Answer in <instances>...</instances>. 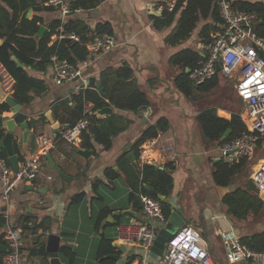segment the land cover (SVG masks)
I'll use <instances>...</instances> for the list:
<instances>
[{"label": "crops", "instance_id": "1", "mask_svg": "<svg viewBox=\"0 0 264 264\" xmlns=\"http://www.w3.org/2000/svg\"><path fill=\"white\" fill-rule=\"evenodd\" d=\"M250 1H261L264 3V0ZM163 2L164 0H100L94 7L88 9L75 8L67 14H62L57 8L39 13L43 19L42 25L45 26V30L47 29V24L55 19H60L62 22L69 19H78L83 21L91 31L94 30L97 24L108 23L111 27V35L115 44L106 52L89 54L87 51V60L77 65L81 70L80 76L59 84L54 80L51 65L44 71L30 67L26 68L24 65L30 75L44 81L46 90L40 95H33L28 104L21 106V111L27 115L26 121L28 122L29 133L26 140H24L22 136L23 130L18 126L15 129V140L13 142L18 147V152H14L18 156V163L38 152L35 144V136L38 133L54 137V129H52L45 116L46 111H50L52 120L59 125L57 128L58 134L63 127L69 126L67 124L70 120V110L73 107L72 95L89 87L90 81H93L98 92L97 83L99 82L103 93L101 75L106 70L116 69L123 64L129 65L133 71L136 84L146 93L149 105L136 113L117 110L111 105H106L112 109L110 114L116 113L130 120L127 128L112 138L111 146L108 149H103L97 143L93 144L95 153L93 149L83 148L80 145L82 136L75 146L57 139L53 146L47 148L45 155L48 152L50 153L55 165L60 167L67 178L61 177L55 169L50 168L48 160L44 156L40 159L41 171L38 176L30 182L19 183L12 191L8 207L10 213L9 221L13 227L21 229L23 243L30 238H32L33 243L35 241L40 243L45 240L47 233H56L60 237V246L63 244L70 245L77 256L78 253L90 251L93 245H95L96 251L98 241L106 237L112 239V244L116 247V252L113 254L124 257L123 264L133 255L135 259L130 264H138V254L145 252L144 247L136 242L129 244L117 242L116 224L145 221L158 229L160 224L156 223L154 219H147L142 210L135 211L128 202V195L132 190L126 181L125 175L120 171L117 161L120 157L126 155L131 161L139 164L138 157L132 160L128 152L133 151V144L142 131L161 117L168 122V128L164 131V134L167 138L173 139L178 151V158L175 162L159 159L157 162L152 163L161 165L163 168L167 163L171 165L170 173L173 187L171 194L167 197L171 200V204H167H169L171 210L174 207L182 210L183 223L180 227L186 225L190 217L198 219L200 214L202 216L201 219H204L203 226L207 224L212 228L214 224L213 235L220 238V247L223 248L220 231L226 230L230 226L223 227V224L220 223L219 216L222 215L221 213L225 212L229 220L236 226L240 222H245L244 220L237 221L228 215L226 207L225 210L217 206L214 209L201 207H207V205L211 207L213 203H217V201H213V198L221 201L222 196L226 192L232 191L238 186H244L245 181L234 188L215 185L211 177L212 165L214 161L221 158H215L216 156L210 152L212 149H208L212 145L209 142H205L199 132L195 133L194 126L189 128L188 123L178 117V113H173V106H171L169 101L170 92L167 93L166 91L168 88L167 84L172 82V80L174 82L182 69L180 66L171 64L169 59L174 53L183 48L190 47L198 51L196 44L201 40L197 37L195 41L196 38L193 34L197 33L198 36L202 23H200L199 27L197 26L195 33L193 32L180 43L169 44L165 42V37L173 30L174 23L162 28L156 27L153 23V17L162 16V12L157 10V6L164 4ZM29 10H31L29 17L31 18L33 10ZM92 34L90 39L98 33L93 31ZM53 42L54 40L50 39L49 45ZM1 43L2 39H0ZM198 52L201 54L200 51ZM172 66L179 68L180 71L176 73L175 68H172ZM185 71L188 72V69ZM0 77L2 78L1 85L3 90L7 95L11 96L13 79L3 69ZM233 88L232 93L238 97L235 86ZM157 104H161V106L155 108ZM211 106H214V103L195 110V116L203 109ZM217 108L229 111L230 115L233 111V109H227L226 106L223 108L217 106ZM151 111L152 113L150 114ZM110 114L97 117L103 120ZM12 115L10 107L8 111H3L0 114L3 118L11 117ZM29 121L35 122L32 127L29 126ZM74 147L91 152L85 156L75 151ZM0 148L5 149L4 147ZM216 148L220 151V146H216ZM254 157L255 154L252 158L245 160L246 164L244 163L247 167L250 166L251 174L248 179L252 178V172L260 159L259 156L255 161H252ZM5 162L11 167L7 159H5ZM108 167L117 173L115 178L109 179L105 175L104 170ZM48 177H51V179H48ZM29 185L33 187L27 189ZM1 190L2 185L0 182V212L2 213L7 204L2 200ZM81 192H83L82 199L77 203L72 202V197ZM104 207H109L111 211L101 221H98V214ZM185 209L189 214L186 219L183 216ZM114 212L115 214H113ZM21 215H30L31 220L27 221L29 226L34 225V223L35 226L39 223H43L42 225L44 226L37 228L35 232L24 230L22 224H17V220ZM261 225L259 221L255 228ZM249 227L246 226L245 234L243 235H249L254 232ZM234 231L240 238L239 232L235 229ZM33 243L27 247L24 257H22V247L21 264H34L36 257H42L29 254L30 248L37 245ZM60 255L59 253V258ZM223 256L225 258L224 253ZM45 257L47 258V256ZM107 257L114 260L113 264H117L118 259L108 255ZM75 259L72 263H69L67 259L63 261L60 258L66 264H74ZM94 260L100 264H106L102 261L103 258H94ZM212 261L217 264L213 257ZM227 264L230 263L227 262Z\"/></svg>", "mask_w": 264, "mask_h": 264}, {"label": "trees", "instance_id": "2", "mask_svg": "<svg viewBox=\"0 0 264 264\" xmlns=\"http://www.w3.org/2000/svg\"><path fill=\"white\" fill-rule=\"evenodd\" d=\"M46 1L0 0V39H2L0 44V74L3 69L13 79L11 97L16 103L21 105L28 104L33 95H40L46 90L44 81L30 75L26 69L27 67L44 71L51 65L50 57L53 54L60 58H65L77 66L87 60L88 54L85 43L93 35V31L98 34L103 32L112 33L108 23L97 24L94 30L91 31L81 20L69 19L62 22L60 19H55L47 24V29L42 37L35 38L39 27L43 24V19L39 13L55 9L53 6L46 5ZM218 1L176 0L174 8L171 11L163 10L161 17H153V23L158 28L167 27L174 23L173 30L165 37V42L169 44H177L185 40L202 23L198 31V37L201 41L208 42L211 39V33L220 30L222 23ZM227 1L231 3L234 9L257 13L259 21L255 25L254 32L264 38V3L250 0ZM99 2L100 0H75L71 10L75 8L88 9L96 6ZM29 9L33 10L31 18L26 17ZM59 32L76 33L79 36V40L73 41L68 38H62L49 45L50 37L54 33ZM12 55L26 68L17 66L16 62L11 58ZM201 58L202 55L190 47L183 48L170 57L169 62L180 66L182 69L174 80L175 86L188 98L193 97L195 93H208L213 89L219 91L218 94L223 99L227 98L230 88L228 89L227 86L220 88L222 75L216 74L198 85L193 84L189 79V74L185 70L193 68ZM101 85L103 88L102 94L98 92L93 81H90L89 87L72 95L73 107L70 110V120L67 124L69 126L74 124L83 115L84 104L89 105L91 112L87 115L91 124L87 130L83 131L80 145L83 148L93 149L94 153V143L101 145L103 149L110 148L112 138L124 131L130 124V120L116 113H112L106 119L101 120L94 114L96 110L106 105H111L117 110L136 113L149 105L146 93L136 84L133 71L127 64L103 72ZM223 99L220 102H216L222 103ZM232 109L229 119L220 117L214 106L207 107L196 115V122L205 142L220 146L223 142L234 138L246 129V124L242 116L236 113L235 106H232ZM8 110L9 105L6 102H0V114ZM34 123V121H29V126L32 127ZM167 128L168 122L163 117L148 125L133 144L135 159L138 157V147L143 141L156 135L158 129L165 131ZM227 128H230L231 132L224 140H221V136ZM3 135V129H0V139H2ZM13 147L14 152H18L16 143L13 144ZM0 156L7 159L5 149L0 148ZM244 163L245 159L233 164H228L222 159L214 161L211 171L214 184L221 187L230 186L235 176L241 172ZM117 164L131 187L132 191L129 193L127 200L135 211H141L143 207L139 193L158 199L152 191L146 189V186H151L155 192L165 197L171 194L173 180L169 163L163 169H159L148 163L139 165L124 155L118 159ZM104 173L109 179L117 176V173L109 167L104 170ZM82 197L83 192L76 194L72 197V202L77 203ZM221 201L225 205L228 215L237 221L244 220L247 222V227L250 225L249 228L256 226L264 216V203L251 179H246L244 186H238L234 190L226 192L222 196ZM161 204L162 212L167 220L170 216L171 208L164 201H161ZM110 211L109 207L102 208L98 214V221H101ZM29 220H31L30 215H21L17 220V224H22L24 230H31V232H35L37 228L44 226L42 225L43 223H39L36 226L34 223V225L29 226L27 224ZM5 223V217L0 212V230ZM240 241L251 249L264 250V230L253 232L249 235H242ZM4 244L5 241L2 238V233H0V246ZM115 250L116 247L113 246L112 239L101 238L98 241L94 258H103L102 261L106 264H113L114 260L108 258L107 255L115 253ZM59 253L69 263H72L76 256L75 251L67 244L59 247ZM4 254L5 251L0 252V264H2ZM134 259L135 256L133 255L125 264H130Z\"/></svg>", "mask_w": 264, "mask_h": 264}, {"label": "built area", "instance_id": "3", "mask_svg": "<svg viewBox=\"0 0 264 264\" xmlns=\"http://www.w3.org/2000/svg\"><path fill=\"white\" fill-rule=\"evenodd\" d=\"M74 2L75 0H47L45 4L59 9L62 14H67L71 11ZM163 3L157 6V10L171 11L176 0H164ZM218 6L222 20L220 30L211 34L208 42L200 41L196 44L202 58L193 68L188 69V74L193 84L197 85L216 74L234 80L236 93L243 102L242 119L246 129L220 145V158L228 164H233L242 159L252 158L257 147L264 148V38L254 32L255 25L259 21L257 13L234 9L227 0H219ZM62 38L79 40V36L75 33L59 32L50 37L54 41ZM114 44L111 34L101 33L88 40L85 47L89 54H97L110 50ZM50 60L54 80L58 84L79 77L81 74L80 67L65 58L53 54ZM216 63L219 64V69L216 68ZM89 112H91L89 105L84 104L83 115L74 124L63 127L56 137L38 133L35 136L38 152L18 163L16 171L0 157L1 197L7 204L2 212L6 223L0 230L6 248L2 264H21L23 234L20 228L13 227L9 221L8 207L12 191L19 183L30 182L38 176L41 171L40 159L57 139L74 146L80 141L83 131L91 124L87 115ZM177 158L178 151L173 139L167 138L161 129L138 147L140 165L157 162L159 159L175 162ZM251 179L256 191L263 198L264 153L260 156ZM139 198L143 205L142 213L147 219H156L159 224L166 222L160 200L143 193H139ZM157 230V227L145 221L119 223L116 225V239L120 244L139 243L147 254L154 243ZM220 236L228 263L244 261L250 264H264V250H254L243 244L231 226L221 230ZM159 264L214 263L206 239L196 227L186 224L168 238Z\"/></svg>", "mask_w": 264, "mask_h": 264}, {"label": "rangeland", "instance_id": "4", "mask_svg": "<svg viewBox=\"0 0 264 264\" xmlns=\"http://www.w3.org/2000/svg\"><path fill=\"white\" fill-rule=\"evenodd\" d=\"M200 25L201 24H199L198 27ZM197 28H195V30ZM193 36H195V38H196L195 41H196L197 37H198L197 33L193 34ZM172 68H175L176 73L180 71L179 68H176L173 66H172ZM233 82H234L233 80L228 79V78L227 79L223 78V77L220 78V88H223V86H227L228 89L230 88L229 95L225 99H223V97H220L218 94L219 91L214 90V89L209 91L208 93H199V92L195 93L193 97L188 98L185 95H183L176 88L173 80H172V82H168V84H167L168 88L166 89V91H167V93L170 92L169 101L171 103V106H173V113H178L177 114L178 117H180L183 121H186L189 125V128L194 126L195 133L199 132L201 134L199 126L196 122L195 110H198L200 108L202 109V108L214 103V107H216L217 114L220 115L221 112H223V113H225L223 117H225L227 119L230 118L229 111H226V110L223 111L222 109L217 108V106L218 107L220 106L222 108L226 106L227 109H232V106H235L236 113L241 115L242 108H243L242 100L239 97H237L236 95H234V93L232 96V92H233L232 88L234 87ZM221 99H223L222 103H219ZM216 101H219V102H216ZM234 104H236V105H234ZM158 106H161V104L155 105V108H157ZM151 113H152V111L150 112V114ZM201 136H202V134H201ZM211 145L212 146H210L208 148L209 150L212 149V151H210V152L216 156L215 158H220L221 152L216 148V146H214L213 144H211ZM211 153H210V155H211ZM263 153H264V148L262 149L261 147H257L255 149V157L252 161H255L256 158L261 156ZM245 164L242 165L243 169L241 170V172H239L235 176V178L233 180V184L230 185L232 188H234L238 185H241L246 179H248V177H250V174H251L250 173V166L247 167ZM259 197H260V195H259ZM261 200L264 203V196H263V198H261ZM122 201H124V200H122ZM213 201H215V202L217 201V203H213L211 205V207H209V205H207V207H205V206H201V207L208 208V209L209 208L214 209L217 206L218 208L225 210V205L222 203V201L217 200V198L216 199L213 198ZM184 211L185 212L183 213V216L186 219L189 216V214L187 213L186 209ZM221 214L222 215L219 214L220 215L219 219H220V223L223 224V227H226L227 225H229L233 229L237 230L241 236L243 234H245L246 222H240L236 226L233 222H231L229 220V217L225 214V212L221 213ZM201 217L202 216H200V214L198 216V219L196 217H194V218L190 217L189 222L187 224H190V225L196 227L199 230L200 234L206 239L210 253H211L212 257L214 258V261H216L217 264H227V260L223 256V253L225 255V252H224L223 248L220 247V241H219L220 238H217L216 235H213L214 234V228H215L214 224H213L212 228H210V226H208L207 224L203 226L202 224L204 222L203 221L204 219L202 220ZM216 218H217V216H216ZM154 221L156 223H159L156 219H154ZM260 222L262 224L260 227L257 226L258 228H255L256 226H254L251 228L254 232L257 230L264 229V216L262 217ZM165 226H166V223H165ZM169 229H171L173 232H176L178 230L174 226H169ZM32 243H33L32 238L28 239L27 242L24 241V243H23L24 245H23V249H22V257H24L27 247ZM37 243H38V241H35V243H33V244H37ZM77 251H80V250H77ZM94 252H95V245H93L91 247L90 251H88L87 253H85V252L81 253V254L78 253L76 256L74 264H100L96 260H94ZM60 258L63 261H66V259L62 255H60ZM160 261H161V257L157 260L158 264L160 263ZM34 264H48V260L45 256L44 257H36ZM234 264H250V263L242 261V262H237Z\"/></svg>", "mask_w": 264, "mask_h": 264}, {"label": "water", "instance_id": "5", "mask_svg": "<svg viewBox=\"0 0 264 264\" xmlns=\"http://www.w3.org/2000/svg\"><path fill=\"white\" fill-rule=\"evenodd\" d=\"M31 15V10L28 11L26 14V17L29 18ZM45 31V26L41 25L39 27L38 32L35 34V38L42 37L43 33ZM11 58L16 62L17 66L25 68V66L14 56L12 55ZM219 64L216 63V68L219 69ZM2 78L0 77V102H6L10 110L12 112L11 117H1L0 116V129H3L4 135L2 139H0V147H4L7 153V160L9 164L11 165L12 169L14 171L18 168V156L14 153V147H13V141L15 140V129L16 127H20L22 131L23 139L26 140L27 135L29 133V129L27 128L28 122L27 115L21 111V104L16 103L10 95H7L6 92L3 90L1 85ZM97 86L99 87V92L102 94V89L100 88V83H97ZM112 112V109L110 106H104L94 112L95 115L98 117H102L103 115L110 114ZM225 113L221 112L219 115L220 117H223ZM45 116L49 123L52 126V129H54V137H56L57 134V128L58 124L55 123L51 116L50 111H46ZM225 118V117H224ZM231 132L230 128H227L223 135L221 136V140H224ZM74 150L78 153H81L82 155H89L91 151L89 150H82L74 147ZM128 155L132 158V160H135V155L133 151H129ZM46 158L48 160L50 168L55 169L59 175L63 178H67V176L64 174V172L60 169L58 165H55L54 161L51 158L50 153L48 152L46 155ZM153 166L163 169V166L158 165L156 163H151ZM33 186L29 185L27 189H31ZM146 189L149 191H152L158 200L164 201L166 203L171 204V200L163 195L158 194L155 192L151 186H146ZM264 196V194H262ZM129 212L128 210H124ZM115 214V212L113 213ZM166 223V226H165ZM165 223H160L159 229L157 230V234L154 240L153 245L149 248V250L146 253H140L138 254V264H143L144 259L146 258V261L144 264H158L157 260L162 256L163 249L165 246L166 241L168 238L174 233L171 229H169V226H174L175 228L179 229L180 226L183 223L182 218V210L178 207H174L171 212L170 216L166 220ZM59 247H60V237L56 233H47L45 235V240L41 241L40 243H37V245L33 246L29 250V254L31 256H47L48 258V264H66L59 258ZM6 248L4 245L0 246V252L5 251ZM109 257H113L118 259L117 264H123L124 257L117 254L108 255ZM146 256V257H145ZM157 259V260H156Z\"/></svg>", "mask_w": 264, "mask_h": 264}]
</instances>
